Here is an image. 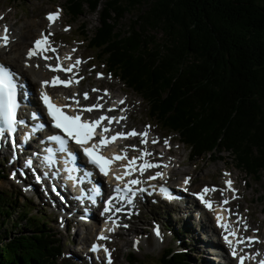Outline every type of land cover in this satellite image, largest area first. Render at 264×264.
Returning <instances> with one entry per match:
<instances>
[{"label": "trees", "instance_id": "trees-1", "mask_svg": "<svg viewBox=\"0 0 264 264\" xmlns=\"http://www.w3.org/2000/svg\"><path fill=\"white\" fill-rule=\"evenodd\" d=\"M66 3L70 20L76 21L84 7L96 15L100 26L93 37L83 24L79 28L77 35L86 42L85 48L95 51V59L141 98L148 119L179 137L189 158L221 160L220 155L227 153L237 169L255 181L261 179L264 0ZM128 14L133 20L122 26ZM3 180L5 173L0 170ZM14 199L0 194V264H57L62 249L49 231L50 220L31 215L25 203ZM13 216L29 232L10 236L2 230ZM15 224L13 230L18 229ZM178 241L186 247L185 239ZM126 261L140 264L133 252ZM191 262L187 252L165 248L158 264Z\"/></svg>", "mask_w": 264, "mask_h": 264}, {"label": "rangeland", "instance_id": "rangeland-1", "mask_svg": "<svg viewBox=\"0 0 264 264\" xmlns=\"http://www.w3.org/2000/svg\"><path fill=\"white\" fill-rule=\"evenodd\" d=\"M66 2L67 0H51V2L34 0H25L22 2L16 0H0V19H6V23L11 26V38L14 40L17 39L16 43L21 44L22 39L18 36L21 34V30L25 35L27 33L26 30L32 29L31 31L34 35L38 36V30L41 28L39 26L40 23H43V27L45 25L44 14L48 11L54 10L55 6H62L64 13L61 16L60 21L55 22L53 26L49 27L50 31H53L58 35L55 39L56 44L63 45L66 50L69 49L70 51L75 46H79V50L75 54L77 57L87 59L85 61L89 66L86 70L87 75H90V67H92L94 71L103 72L102 79L97 80L95 79V75H93L94 71H92L91 80L94 84H101L104 87L110 88L115 101L120 98L128 100L129 104L132 105L130 107L131 114L128 123L129 125L142 128L145 124L150 123L152 129L161 133L163 136L170 134V138L172 139L171 146L173 148L172 153L175 156V161H177V164L173 166L174 171L177 172V175L189 174L194 180L192 187L198 188L199 185L203 184L221 185L222 170H231L236 178L237 185L243 190L242 197L240 196V205L251 216L252 230L254 231L257 227H260L261 233L264 234V171L261 174V179L255 181L243 171L237 169L234 166L231 156L227 153L220 155L222 161L218 160L219 158L216 160V158H210L207 156L198 159L189 158V151L180 143L179 137L176 134L164 132L153 120L148 119V107L141 98L135 95L130 89H127L118 79L110 77L104 66L95 59L96 52L85 48L86 42L77 34L80 26L83 24L87 34L93 37L96 29L100 26L96 15L90 14V12L84 7L83 9L81 8V16H79L76 21L70 20L65 12V7L67 5ZM129 20H133V15H125V18L122 21V26H125ZM31 38L28 40L27 37V40H24L27 43V46L30 44ZM58 39H62L64 43L62 44ZM66 42H68V44H66ZM22 65L24 66V64ZM1 160L2 157L0 156V161ZM166 162L168 161L166 160ZM169 163H167L168 167ZM0 169L6 173L5 176L7 177V179L0 182V194H5L8 196L9 200H13L17 197L19 204L25 203L28 207L27 211H29L31 215L35 217L46 216L47 219L50 220L49 231L52 234H55L56 238L59 239L62 249V254L57 264H62V261H66L67 264H88V262L83 261L86 260V258L81 259L80 256L75 254V251L78 250V247L75 245V243L78 244L76 239L77 235L78 237H82L84 234L79 230V232H75L74 228L73 230L71 229L69 233H65L63 229L64 227L60 224V219H58V215L53 212L52 208L54 207L48 205L49 200L43 195L38 198L32 197L29 192L23 191L18 182L9 178V173H7L8 170L5 169L4 164L0 163ZM54 201L58 206L57 200L54 199ZM43 205L45 207H43ZM172 211L173 208L168 207L159 209L152 207L149 210H143L140 217L137 216L138 222L135 221L134 223V225L137 226L136 232L131 230L130 227L128 231H122V233L116 238L117 241L113 244L115 249L113 264H127L126 256L129 252L134 253L140 264H158L162 251L165 248H171L175 251L186 248L187 254L190 255L192 259L191 264H207L210 260V255L204 254L203 250L206 249L205 246L208 247L210 244L208 243V239H205V232H203L206 228L205 223H202L205 228L201 230V224L199 225L196 221L194 222L193 217L192 219H189V217L181 210L178 213L169 215V212ZM15 218L16 216H13L7 223L5 222L2 230L9 232L8 235L10 236L18 231L25 233L29 232V230L23 228ZM152 219L158 220L162 225V228L160 224L157 226L160 232V237H157L153 232V228L156 226L153 223L150 224ZM15 223H18V229L13 230L11 225ZM206 225L210 226L207 223ZM83 231L86 233V230ZM93 235L94 233H91L90 237H93ZM176 235L177 237H174ZM254 235L256 234L254 233ZM256 236L260 237V235ZM133 238H136V241H132ZM177 238L185 239V244L189 248L180 247ZM89 241L90 240H87L86 243ZM216 241H218V237H216ZM5 242L6 239L4 238L3 243ZM134 242H137L135 248L133 247ZM67 254L68 256L71 254L72 257L66 258ZM75 255L77 257L74 258Z\"/></svg>", "mask_w": 264, "mask_h": 264}, {"label": "snow or ice", "instance_id": "snow-or-ice-1", "mask_svg": "<svg viewBox=\"0 0 264 264\" xmlns=\"http://www.w3.org/2000/svg\"><path fill=\"white\" fill-rule=\"evenodd\" d=\"M59 9H57L54 13H49L46 15V19L49 22V26L52 25V23L58 19L59 17ZM67 30V29H65ZM51 33H48L45 35L44 33H41V37L33 41V45L31 48L27 50L26 58L31 59L34 56H39L41 59L44 60H50L52 57L46 56V52H53L55 53L56 49L52 48L49 44L48 37L51 36ZM10 35H9V29L7 25L3 26V31L0 32V47H6L9 43ZM72 51H75L73 49ZM66 59H71V57H66ZM83 61L79 58H77L73 63L68 64V66L62 67L61 62L59 58L57 57L56 64L50 65L48 63H45L44 67L46 69H49L50 71H60V72H72V70L75 67H78ZM26 66L27 65L26 63ZM38 66V65H37ZM102 76L101 73H97V77L100 78ZM80 79H83L81 77ZM70 80H64L60 79L57 76H53L51 78V81L44 80L40 82V90L38 99L41 102L43 108L46 110L47 116L50 118V123L53 128L59 130L60 133L63 135H50L47 137L50 141H55L59 151L61 152H67L70 151L68 149L69 142H74L75 145L79 146V149L82 151L83 156L87 159V162L91 164L95 169L99 171L100 174L104 176L109 175V165L112 161L109 159H106L103 155L99 154L100 148L107 145L108 143L115 141L118 137L119 138H127L129 136H139L140 137V144H145L147 142V129L149 126H145L144 132H137L135 129L130 130L128 132H117L114 135H106V133H109L111 131L110 128H105L101 122L107 121L108 125H111L113 122L119 124L121 120L125 119L123 115L120 117L115 116H105L100 115L98 119L95 120H87V119H81L82 112H76L75 114H66L63 110L67 105L65 106H57L52 101L50 96L44 91V88L46 85L56 86V85H63L64 87H68ZM79 82V81H75ZM18 83L16 81V78L14 74L6 67V66H0V137H4L7 140H12L14 134L17 131V128L19 125H23L25 123L24 119L20 118L18 116V112L20 110V103L18 102ZM92 91H97V89H92ZM105 91V95H108L107 90ZM84 98H88V93H84ZM115 103V102H114ZM119 104H123L124 101L120 100L118 102ZM103 106L101 104H93L91 106H88L83 109V111L86 112H92L93 109H100ZM112 109H109L111 111ZM125 109L120 108L119 111L123 112ZM32 118L35 119V115H32ZM97 126H100V138L98 142L89 144L90 141L93 140L94 130L97 129ZM153 144L157 143L155 139L151 141ZM13 143H15L13 141ZM165 147H168V139L164 140ZM134 150H136V146L132 145L130 146ZM46 152H51V149H46ZM151 153L147 152L146 150H140L139 157H133L131 160L128 161L126 165H122L124 171L121 176H115V179L118 181L116 186L113 188L114 196H110L107 200L103 201V210L100 213L101 215L109 214V213H120L124 210L123 204L132 205L134 198L137 197L140 194H143L147 191V188L142 186L145 181L142 179L137 178H131L134 172H138L139 175L142 177L146 170L152 169V168H160L162 165L152 163L149 161L144 160L145 156H150ZM127 154L122 153L121 155L114 156L113 159L115 160H121L126 159ZM12 159H15V152H13ZM141 161L140 163H137V161ZM46 163L49 161L46 160ZM32 161L26 160L24 167H31ZM163 167H167V165H163ZM23 174V173H21ZM14 175V174H13ZM224 175H229L228 173H225ZM123 177H129L126 182H124L121 186L119 181L123 180ZM164 180L165 174L161 171H155L152 175L147 176L148 181L152 180ZM190 182L189 177H185L183 184L185 187L183 190L185 192L188 191L187 185ZM231 180H226L225 185L226 188H228L230 191L233 192V198L235 197V190L231 188ZM148 187H151L153 191L158 190L161 194L162 198L171 200L173 199L172 193L169 191V189L164 185H159L158 189L156 185H149ZM53 191H56L55 188H53ZM94 191H96L94 189ZM213 191H220L221 195L223 194V190H218L215 188H209L205 186L198 192H193L191 195L199 201V203L203 206L204 209H207L209 211H214L213 208V202L211 199L208 198V193ZM119 201V206H114L113 202ZM92 202L95 203V198L92 199ZM227 204V200H224L221 202V205H219L222 210L223 205ZM235 215V214H232ZM215 223L216 226L221 228L223 231L221 233L222 238L224 240V243L228 246L230 250V254L234 259L237 260V264H244V260L246 258L248 259H257L258 257L249 256L247 253H243L241 255H237V245H240L242 243H245L247 241L248 245H251L253 242H259L256 240L254 236L251 237H240L238 235L239 233V227L233 228L226 220L225 217H223L221 214L216 213L215 216ZM108 221H111L113 227L108 228V232H112L114 230V227L116 226V220L112 218V215L107 216L106 223ZM242 221V218L237 216V225H239ZM124 227H127V225H124ZM243 228L245 231H247V224L243 223ZM153 232L157 237H160V232L158 227L153 228ZM108 239L107 236L103 235V230L101 234L97 237V240H106ZM136 243L134 242L133 247H136ZM100 249H103L104 255L107 260V264H111V256L109 249L104 247L101 244L93 243L91 246L90 251H98ZM259 264H264V259H259Z\"/></svg>", "mask_w": 264, "mask_h": 264}, {"label": "bare ground", "instance_id": "bare-ground-1", "mask_svg": "<svg viewBox=\"0 0 264 264\" xmlns=\"http://www.w3.org/2000/svg\"><path fill=\"white\" fill-rule=\"evenodd\" d=\"M41 28H39L40 30H44V27H43V23L41 22L40 25H39ZM26 29V28H25ZM32 29H29V30H26V34L24 35V32L21 30V34H19L18 36H20V38L22 39L21 40V44H17V43H14L10 50H9V53L6 54L5 56L6 57V60L10 61L9 63L17 68L19 70V72H21L23 74V76L25 77V79L28 81L30 87L32 88V90H36V87H37V82L39 79H50L51 77H53V71H50L49 69H46L44 67V63H40L38 61V59H28L26 60L25 59V55H26V49H27V43L24 41L25 39L27 40V37H28V40L29 38H31L30 41H33V40H36L38 38H40L39 36H35L34 33L31 31ZM40 30H38V35H39V32ZM35 32V31H34ZM6 51V49H5ZM6 60H0V61H5L7 62ZM24 62H28V67H24L22 64H24ZM38 65V66H37ZM13 70H15L17 73L18 71L16 69L13 68ZM19 74V73H18ZM58 97V95H56V98ZM121 99H118V101H120ZM149 141V140H148ZM147 141V143H148ZM151 143V141H150ZM162 154V153H160ZM169 166L172 165V163L170 162L168 164ZM185 170V169H184ZM28 185H30V183H28ZM204 185V184H203ZM159 186H157V189H158ZM205 186H202V185H199L198 188L196 187H190L189 188V191L191 193L193 192H198L200 191L202 188H204ZM33 189V188H31ZM188 198H189V195L187 196V200L186 202H181V201H177V206L178 208L183 211L185 213L186 216L189 217V219L193 217V221L197 222V224H201V227L200 229L203 230V228H205V230H203V232H205V239L207 238L208 239V243L210 245L213 244V241L216 243V246H217V254L220 256V259L221 261H226V256L228 255L229 257L227 258L228 262H226V264H237V260L236 259H230V250H229V253L227 254V248H226V245L224 243H220L219 242V238H218V241H216V237H218L217 233L219 232L218 229H216L215 225V214L216 213H220L223 217L226 218V220L228 222H230L231 226L233 228H236L237 226L234 225V222L233 220L236 219L235 217L231 218V217H226L224 216V213L221 212V210L219 209V205H220V200H219V197H218V191H213V192H210L208 193V198L211 199V201L213 202V208H215V211L212 212V211H209L207 209H204L203 206L198 202H196L195 206H192V201H188ZM49 201L57 206V204L55 203L54 201V198L53 197H50L49 198ZM199 203V204H198ZM127 208H129L127 206ZM126 208V209H127ZM196 213H199L200 214V217L197 218L195 215ZM74 221H76L74 219ZM122 220H120L121 222ZM202 223L204 224L205 223V227L204 225H202ZM209 224L210 226L206 225ZM254 224V223H253ZM79 227L82 229V230H86V233H84V236L82 237H78L77 235V242L78 244L77 245H83V244H86L87 240H92L94 238V235L93 237H90V234L91 233H97L100 234L101 231L100 230H93L91 226H84V225H79ZM256 227V226H255ZM64 229V228H63ZM131 230H134L136 232L137 230V226L134 225L133 227H131ZM242 230V229H241ZM80 231V230H79ZM78 231V232H79ZM220 231L222 232L223 230L220 228ZM242 232L244 234V231H240L239 230V233L238 235L241 237L242 235ZM256 233V232H255ZM211 234V235H210ZM220 234V232H219ZM221 235V234H220ZM257 235V234H256ZM254 236V237H258V236ZM203 236V235H202ZM209 237V238H208ZM264 238V236H263ZM95 239H93L92 242H94ZM90 242V241H89ZM125 244V243H124ZM206 244V242H205ZM243 245L244 243L240 244V245H237V255H241L243 253H246V250L243 248ZM206 249L203 250V253L204 254H209L210 255V263L212 264H215L213 263V260L211 258V256L214 254L213 252L209 253V249L205 246ZM77 251V250H76ZM261 255L259 256V258L257 259H248L246 258L245 261H244V264H258L259 262V259H264V248L263 249H260V252H259ZM249 256H254L252 255V253L248 254ZM81 259H85V257H82L80 256ZM256 257V256H254ZM208 261L207 264H210Z\"/></svg>", "mask_w": 264, "mask_h": 264}]
</instances>
